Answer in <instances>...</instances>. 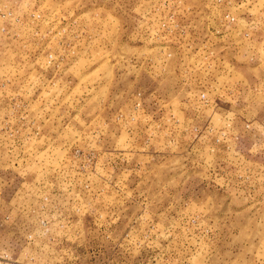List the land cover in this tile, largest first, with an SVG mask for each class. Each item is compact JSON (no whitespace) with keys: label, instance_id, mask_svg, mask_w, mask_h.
<instances>
[{"label":"rangeland","instance_id":"374dc122","mask_svg":"<svg viewBox=\"0 0 264 264\" xmlns=\"http://www.w3.org/2000/svg\"><path fill=\"white\" fill-rule=\"evenodd\" d=\"M0 264H264V0H0Z\"/></svg>","mask_w":264,"mask_h":264}]
</instances>
